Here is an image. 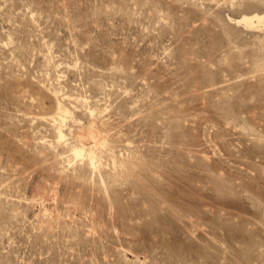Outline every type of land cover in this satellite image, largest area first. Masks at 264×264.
Here are the masks:
<instances>
[{
	"label": "rangeland",
	"instance_id": "374dc122",
	"mask_svg": "<svg viewBox=\"0 0 264 264\" xmlns=\"http://www.w3.org/2000/svg\"><path fill=\"white\" fill-rule=\"evenodd\" d=\"M0 264H264V0H0Z\"/></svg>",
	"mask_w": 264,
	"mask_h": 264
},
{
	"label": "bare ground",
	"instance_id": "6f19581e",
	"mask_svg": "<svg viewBox=\"0 0 264 264\" xmlns=\"http://www.w3.org/2000/svg\"><path fill=\"white\" fill-rule=\"evenodd\" d=\"M61 113H63V112L61 111V107H59V113L58 114H61ZM53 119L57 120V116H54ZM61 128L58 131V136H59V139L62 141V139L64 140L65 135H64L63 130ZM73 153H74V157L77 159L83 158V156H84V150L83 149H74ZM95 164H96L95 158L91 157V165L95 166Z\"/></svg>",
	"mask_w": 264,
	"mask_h": 264
}]
</instances>
